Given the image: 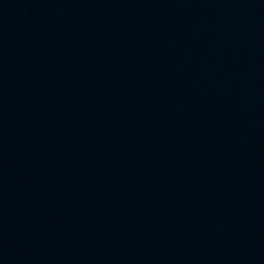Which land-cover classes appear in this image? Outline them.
<instances>
[{
    "label": "water",
    "instance_id": "obj_1",
    "mask_svg": "<svg viewBox=\"0 0 264 264\" xmlns=\"http://www.w3.org/2000/svg\"><path fill=\"white\" fill-rule=\"evenodd\" d=\"M0 264H264V0H0Z\"/></svg>",
    "mask_w": 264,
    "mask_h": 264
}]
</instances>
